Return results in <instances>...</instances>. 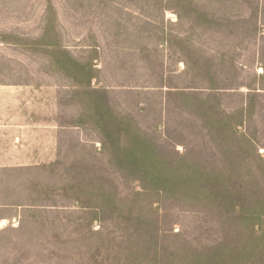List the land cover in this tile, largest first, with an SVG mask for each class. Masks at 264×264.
<instances>
[{"label": "rangeland", "instance_id": "rangeland-1", "mask_svg": "<svg viewBox=\"0 0 264 264\" xmlns=\"http://www.w3.org/2000/svg\"><path fill=\"white\" fill-rule=\"evenodd\" d=\"M260 214L264 0H0V264H264Z\"/></svg>", "mask_w": 264, "mask_h": 264}, {"label": "trees", "instance_id": "trees-1", "mask_svg": "<svg viewBox=\"0 0 264 264\" xmlns=\"http://www.w3.org/2000/svg\"><path fill=\"white\" fill-rule=\"evenodd\" d=\"M246 204H247L246 201H241L239 204H234V206L232 207V209H233L232 215L235 214V209L237 208V209H239V211L237 212V213H239V215H237V217H242L245 221L250 222V221H252L255 218L254 216H256L257 214L251 212L252 211L251 209L245 208L244 206ZM263 215L264 214H260L259 217H258L259 218V222H260L258 225L260 227L263 226V223L261 222V219H262ZM263 236H264V233H263ZM253 260H254V258H253ZM248 264H253V263L248 262Z\"/></svg>", "mask_w": 264, "mask_h": 264}]
</instances>
